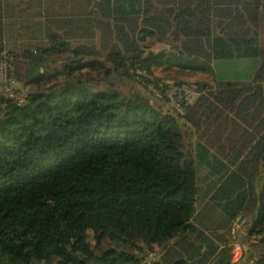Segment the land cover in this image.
Instances as JSON below:
<instances>
[{"label": "trees", "instance_id": "trees-1", "mask_svg": "<svg viewBox=\"0 0 264 264\" xmlns=\"http://www.w3.org/2000/svg\"><path fill=\"white\" fill-rule=\"evenodd\" d=\"M4 56L35 88L22 105L0 99V264H142L156 249L158 264H232L222 231L248 214L244 256L264 264V0H0ZM249 58V83L197 85L182 117L83 78L160 89L156 68L211 75ZM197 164L218 177L200 207Z\"/></svg>", "mask_w": 264, "mask_h": 264}, {"label": "rangeland", "instance_id": "rangeland-1", "mask_svg": "<svg viewBox=\"0 0 264 264\" xmlns=\"http://www.w3.org/2000/svg\"><path fill=\"white\" fill-rule=\"evenodd\" d=\"M92 43L98 48L99 47V34L96 33ZM143 45L146 47L147 51H151L153 53H160L163 50L169 51L173 47V42L171 39H168L164 42H158L155 39L146 40ZM104 55V54H103ZM103 55L98 56L99 61H103ZM213 72L211 75L203 74L200 72H190V71H181L177 68H156L153 70V76L151 77V81L157 83L159 87H166L168 85L174 84H195L202 85L206 84L209 87H213L215 83V78L230 80L234 82H238L240 84H247L250 82L252 77L258 68V60L255 58L249 59H235L231 61H213L212 63ZM110 66H108L109 68ZM43 70H41L42 72ZM83 78L91 83L96 89H110L112 91H118L125 96H138L140 98H145L149 101V103L155 107L156 109L162 111L163 113H172L171 109L165 103L159 101L150 90V85H146L140 77H135L134 79H128L126 77H116L112 76L110 78H106L103 75V72L99 71H84ZM146 83V84H145ZM17 89L23 90L26 93L34 89V86L24 87L22 83L17 81ZM181 130L184 134L185 138V147L187 150L191 151L192 154L195 155L196 151V143L198 141L197 134L194 129L188 126L183 120H179ZM213 153V151H212ZM217 169H221L220 165H216ZM216 169H208L206 167L199 166L197 164V183L199 188V196L197 206H202L208 197H205L206 194L212 190L214 184L218 182V177L215 176ZM212 192V191H211ZM243 219L239 221L238 219L231 225V230L222 231L223 233H227V244L231 246L233 242L237 239L244 242L246 249H251L250 242L253 238L249 239L247 236V230L251 224V215H242ZM89 243L93 246V235L89 232ZM103 245L108 248H116V246L107 241H103ZM145 251V250H144ZM160 254V257L163 253L156 249ZM134 254H138L137 251L133 252ZM145 253V252H144ZM144 254H140L143 256ZM241 264H249L248 254L244 256Z\"/></svg>", "mask_w": 264, "mask_h": 264}, {"label": "built area", "instance_id": "built-area-1", "mask_svg": "<svg viewBox=\"0 0 264 264\" xmlns=\"http://www.w3.org/2000/svg\"><path fill=\"white\" fill-rule=\"evenodd\" d=\"M17 81L15 79L12 58L4 56L0 59V99L4 101H13L18 105L25 103L27 93L17 89ZM151 92L159 101L168 105L176 116H184L186 109L191 105L195 98L200 94L195 84H174L157 89L150 87ZM256 244V238L250 242ZM246 246L243 241L237 239L231 247L232 264H241L244 258ZM160 254L158 251H148L143 258L142 264H158ZM249 264H254L251 261Z\"/></svg>", "mask_w": 264, "mask_h": 264}, {"label": "water", "instance_id": "water-1", "mask_svg": "<svg viewBox=\"0 0 264 264\" xmlns=\"http://www.w3.org/2000/svg\"><path fill=\"white\" fill-rule=\"evenodd\" d=\"M242 219H243V216H240V217H239V221H241Z\"/></svg>", "mask_w": 264, "mask_h": 264}]
</instances>
